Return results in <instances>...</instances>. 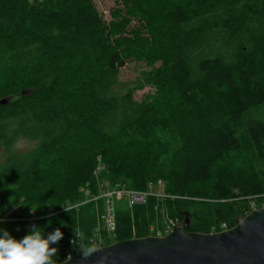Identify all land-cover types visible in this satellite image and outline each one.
<instances>
[{
    "label": "trees",
    "instance_id": "obj_1",
    "mask_svg": "<svg viewBox=\"0 0 264 264\" xmlns=\"http://www.w3.org/2000/svg\"><path fill=\"white\" fill-rule=\"evenodd\" d=\"M2 39L0 235L59 228L56 264L82 253L106 229L110 204L85 202L101 184L161 179L172 195L118 205L115 240L148 236L165 214L189 212V231L231 228L264 203V118L252 115L264 107V0H126L108 22L93 0H0ZM130 58L147 67L125 81ZM148 85L157 94L135 99ZM21 138L36 145L12 151Z\"/></svg>",
    "mask_w": 264,
    "mask_h": 264
},
{
    "label": "water",
    "instance_id": "obj_2",
    "mask_svg": "<svg viewBox=\"0 0 264 264\" xmlns=\"http://www.w3.org/2000/svg\"><path fill=\"white\" fill-rule=\"evenodd\" d=\"M190 223L186 212L168 235L118 240L97 248L87 260L74 253L68 264H95L102 256H108V264H264V207L221 232L189 231Z\"/></svg>",
    "mask_w": 264,
    "mask_h": 264
},
{
    "label": "clouds",
    "instance_id": "obj_3",
    "mask_svg": "<svg viewBox=\"0 0 264 264\" xmlns=\"http://www.w3.org/2000/svg\"><path fill=\"white\" fill-rule=\"evenodd\" d=\"M35 211L36 208L32 207V212ZM62 237L63 233L59 228L45 236L43 229L36 225H32L30 233L19 240L12 237L7 230H3V234L0 235V264H56L54 256L57 248L51 245ZM95 251V247L85 248L82 258L87 260ZM108 259V256H102L95 261V264H108ZM68 260L70 257L64 261V264H68Z\"/></svg>",
    "mask_w": 264,
    "mask_h": 264
},
{
    "label": "rangeland",
    "instance_id": "obj_4",
    "mask_svg": "<svg viewBox=\"0 0 264 264\" xmlns=\"http://www.w3.org/2000/svg\"><path fill=\"white\" fill-rule=\"evenodd\" d=\"M93 2L96 6V9L99 11L101 16L103 17V19L108 22L112 18V13L114 11L124 8L126 0H93ZM138 26H140V22L137 20H133L130 28H135ZM124 35L132 36V34H129V33L124 34ZM116 36H118V35H116ZM0 41L2 42V41H4V39H2ZM146 67H147V62L145 59L130 58L127 61V63L123 67L120 68V78L122 80H125V81L133 80L140 73V71ZM157 91H158V88L156 86L148 85V86H145L143 89L135 90L133 92V96L137 100H144V99L151 100V98H153L157 94ZM252 115L255 117H258L260 119L264 118V107L257 109L255 112L252 113ZM35 145H36L35 140L21 138L14 144L12 151H28V150L32 149ZM5 156L6 155L4 153V150L0 149V161H3L5 159ZM254 167L257 171L258 170L260 171L262 181L264 182V167L262 169H260V165L258 163ZM161 187H162L161 185H155L156 190L158 189L159 191H161ZM105 199L106 198H101L99 200H101V201L103 200L102 202L105 203L106 205H107V202L110 201V203L113 206V209L118 208L119 207L118 205H120L121 207L125 206V201H127L126 199L114 198L113 199L114 201L112 202L111 200H107V199L105 200ZM99 200H96L95 202H97ZM128 205L132 208V206L129 203H128ZM104 212L105 211H101L98 215L97 227L101 226L102 223L104 222V220L102 218V214H104ZM103 227H105V226L103 225ZM105 228L107 229V226ZM106 229L103 230L106 245L118 241V240H115V237L113 235H112V237L109 236ZM224 230H226V229H224ZM114 231H115V229H114ZM219 231H223V230L219 229ZM211 232H218V231L213 230ZM111 233L113 234L114 232L111 231Z\"/></svg>",
    "mask_w": 264,
    "mask_h": 264
},
{
    "label": "built area",
    "instance_id": "obj_5",
    "mask_svg": "<svg viewBox=\"0 0 264 264\" xmlns=\"http://www.w3.org/2000/svg\"><path fill=\"white\" fill-rule=\"evenodd\" d=\"M43 1V0H40ZM105 168L104 164H101L98 166V169ZM96 173V172H95ZM155 185H162V180L159 179L157 183L149 182L147 184V188L144 190H135L127 187L126 185L117 184L113 187L106 186L104 188V184H101V190L97 193H93L92 190L89 187L84 188V192L86 195V201H96L101 198H107L109 200H112L114 198L121 199L123 197H126L129 200L130 205L134 204H144L147 201V198L149 196H155L159 199H163L165 197H172V195L164 194L161 192H157L154 190ZM75 205H71L67 208L74 207ZM56 211L52 209V211L49 214H55ZM11 212L9 211L4 215L3 218L0 217V220H7L11 219L10 217ZM102 218L107 226V232L110 235L111 231L115 229V220H114V214L112 207H109L108 211L104 214H102ZM177 219L169 217L167 214L164 215V219L160 224L157 223H150L149 230L152 234L155 235H163L172 230L174 225L176 224ZM105 242L103 232L98 228L95 230L87 239L85 246L89 247H98L102 245Z\"/></svg>",
    "mask_w": 264,
    "mask_h": 264
},
{
    "label": "bare ground",
    "instance_id": "obj_6",
    "mask_svg": "<svg viewBox=\"0 0 264 264\" xmlns=\"http://www.w3.org/2000/svg\"><path fill=\"white\" fill-rule=\"evenodd\" d=\"M154 183H156V182H154ZM162 185H163V183H162ZM155 188V187H154ZM155 190V189H154ZM156 191V190H155ZM157 192H161V191H157ZM161 193H163V191L161 192ZM165 194V193H164ZM107 199V198H106ZM121 199H126L127 200V202L129 203V200L126 198V197H123V198H121ZM107 200H109V199H107ZM112 202L114 201L113 199L111 200ZM109 204H110V207H112V209H113V206H112V204L110 203V201L108 202ZM130 204V203H129ZM135 205V204H134ZM134 205H131L132 207L134 206ZM258 207H264V203L263 204H261L260 206L259 205H257V204H253V206H252V209H255V208H258ZM108 209H109V207L106 209V210H104L105 212L104 213H106L107 211H108ZM113 214H114V220H115V209H113ZM243 218V217H242ZM177 219V221H176V224L178 223V222H180V220L178 219V218H176ZM240 220V219H239ZM238 220V221H239ZM238 221H237V223H238ZM236 223V224H237ZM175 224V225H176ZM235 224V225H236ZM115 225H116V222H115ZM174 225V226H175ZM234 225V226H235ZM233 226V227H234ZM99 227H101V226H99ZM116 227V226H115ZM217 228H218V226H215L214 227V231H218V232H221V231H219V229H221V230H223L224 231V229H228L229 227H228V225H227V223L226 222H223V223H221L220 224V226H219V228H218V230H217ZM232 228V227H231ZM230 229V228H229ZM101 230V229H100ZM112 231H114V229L112 230ZM150 231V230H149ZM173 231V228H172V230L170 231V232H172ZM102 232V231H101ZM170 232H168V233H166V234H163V235H155V234H152L151 232H150V234L149 235H154V236H165V235H168ZM104 233V232H103ZM210 233H214V232H210ZM112 235L115 237V232L112 234H110L109 236H111L112 237ZM103 236H104V234H103ZM105 238V237H104ZM133 238V237H132ZM105 240V239H104ZM106 245V241L102 244V245H100V246H98V247H96V249L97 248H100V247H103V246H105ZM109 245V244H108ZM84 250V249H83ZM74 253H77V254H82V253H78L77 251H74L73 252V254ZM73 254H71L70 255V257L73 255Z\"/></svg>",
    "mask_w": 264,
    "mask_h": 264
}]
</instances>
